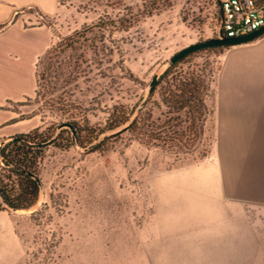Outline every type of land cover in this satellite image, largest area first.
Masks as SVG:
<instances>
[{
	"label": "rangeland",
	"instance_id": "374dc122",
	"mask_svg": "<svg viewBox=\"0 0 264 264\" xmlns=\"http://www.w3.org/2000/svg\"><path fill=\"white\" fill-rule=\"evenodd\" d=\"M94 1L58 0L52 17L41 18L30 8L17 17L27 15L26 27L48 25L53 45L59 36L90 22L102 10L119 11L114 0L109 5ZM123 4L134 18L144 8V0H123ZM216 14L214 0H168L160 10L146 16L139 14L128 30L114 35L123 64L142 83L121 77L104 92L97 86V67L87 59L80 65L83 72L77 82L66 84L61 79L59 89L79 97L90 125L102 127L114 105L130 110L146 97L152 75L175 52L218 37L221 28ZM222 52H205L198 59L211 65V83ZM117 58L118 54L113 55L108 65ZM35 94L23 100L22 115L36 111L41 131L59 124V117L42 109V101ZM111 132L85 144L89 145L87 151L74 142L67 148H45L38 172L43 200L31 212L14 211L26 250L25 264H264V213L252 218L255 238H243L239 254H223V250L234 249L218 247L217 239H202L205 231L191 230L193 225L202 224L176 220L170 205L171 176L198 165L205 158L200 157V150L175 156L146 147L127 134L91 149ZM205 138L207 146L209 129ZM194 235V240L187 239Z\"/></svg>",
	"mask_w": 264,
	"mask_h": 264
},
{
	"label": "crops",
	"instance_id": "0c3cea01",
	"mask_svg": "<svg viewBox=\"0 0 264 264\" xmlns=\"http://www.w3.org/2000/svg\"><path fill=\"white\" fill-rule=\"evenodd\" d=\"M57 7L58 0H0V142L41 124L38 114L20 116L23 100L35 94L36 63L51 32L45 24L26 27L27 15H17L30 8L47 18ZM211 107L209 153L172 174L171 211L179 222L202 224L191 228L205 231L202 239L234 249L221 253L239 254L242 239L255 238L253 219L264 213V34L219 55ZM25 254L14 211L0 210V264H25Z\"/></svg>",
	"mask_w": 264,
	"mask_h": 264
},
{
	"label": "trees",
	"instance_id": "16d2710c",
	"mask_svg": "<svg viewBox=\"0 0 264 264\" xmlns=\"http://www.w3.org/2000/svg\"><path fill=\"white\" fill-rule=\"evenodd\" d=\"M110 1L95 0L94 3L109 5ZM114 1L119 5V11L102 10L90 22L65 36H59L56 43L39 56L36 64L35 98L42 101V109L47 108L59 117V124L71 123L76 142L80 146L112 131L104 134L91 149H99L107 141H114L122 134H127L130 139L146 147H156L175 156L200 150V157H206L212 144L211 134L208 145L205 144L206 127L212 113V71L208 62H199L198 59L205 52L220 53L229 47L227 45L200 48L174 62L146 95L144 106L132 121L130 117L134 108L128 110L117 104L108 110L102 127L90 125L88 114L83 109V101L75 94L60 91L61 79H65L66 84L77 82L83 72L80 65L87 59L93 61L97 67V86L104 92L109 91L115 81H119L116 79L121 77L142 83L123 64L122 50L114 35L116 32L128 30L138 20L139 14L146 16L160 10L168 0H144V8L136 18L124 9L123 0ZM214 4L218 7L216 16L220 19L219 3L214 0ZM219 35H223L222 30ZM116 54L117 60L109 66L112 56ZM64 63L65 67L62 65ZM114 69L119 72H113ZM100 102L99 99L97 103ZM32 114L37 112L32 111L20 117ZM57 125L54 124L44 131L38 127L13 136L39 143L49 139ZM25 141L12 139L0 146V210H7L5 205L18 210L32 208L39 198V186L24 170L39 178L38 172L46 147L53 145L67 148L73 145L70 131L65 127L59 130L55 140L49 145L33 146Z\"/></svg>",
	"mask_w": 264,
	"mask_h": 264
},
{
	"label": "water",
	"instance_id": "95a60500",
	"mask_svg": "<svg viewBox=\"0 0 264 264\" xmlns=\"http://www.w3.org/2000/svg\"><path fill=\"white\" fill-rule=\"evenodd\" d=\"M262 33H264V25L259 27L258 29L252 31V32H249V33H246V34H243V35H239V36H234V37H226V36H223V35H219L218 37H215V38H209V39H206V40H203V41H199V42H196V43H192V44H189L183 48H181L180 50H178L177 52H175L167 61H165L160 67L159 69L152 75L151 79L149 80L148 82V85H147V88H146V95H148L151 90L153 89L154 85L157 83L159 77L174 63L176 62L178 59H180L181 57H183L184 55L192 52V51H195V50H198L200 48H206V47H210V46H216V45H227V46H231V45H236V44H240V43H245V42H248V41H251L255 38H257L259 35H261ZM144 102H145V97L142 98L138 103L137 105L135 106L133 112L131 113V117H130V121H132L138 114L139 112L141 111L142 107L144 106ZM126 126V125H125ZM123 126V127H125ZM68 128L69 131H70V134H71V137L73 139V142L74 144L79 147L82 151H87L89 149V145L87 146H84V147H81L77 142H76V139H75V134H74V131H73V128H72V125L71 123H68V122H62L60 124H58L55 128V131L54 133L52 134V136L43 141V142H39V143H32V142H28V141H25V139H20L19 137H14V136H10V137H7V138H4L3 140H1L0 142V146L3 145L4 143H6L7 141L9 140H12V139H16V140H21V141H25L27 144L29 145H33V146H45V145H49L51 144L59 130L61 128ZM122 127V128H123ZM120 128V129H122ZM119 129V130H120ZM24 172H26L27 174H29L34 180H36L38 186H39V198L37 200V202L35 203V205L30 208V209H22V210H18V209H14V208H9L5 205L6 209L7 210H10V211H33L37 205L40 204V202L43 200V188H42V184H41V181L38 177H36L34 174L24 170Z\"/></svg>",
	"mask_w": 264,
	"mask_h": 264
},
{
	"label": "built area",
	"instance_id": "2783aa9c",
	"mask_svg": "<svg viewBox=\"0 0 264 264\" xmlns=\"http://www.w3.org/2000/svg\"><path fill=\"white\" fill-rule=\"evenodd\" d=\"M223 36L234 37L264 25V0H217Z\"/></svg>",
	"mask_w": 264,
	"mask_h": 264
}]
</instances>
